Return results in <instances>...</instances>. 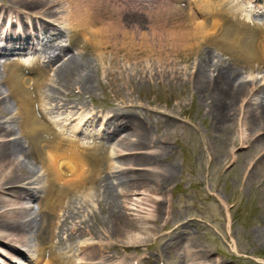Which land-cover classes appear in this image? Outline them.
Masks as SVG:
<instances>
[{
  "label": "bare ground",
  "instance_id": "obj_1",
  "mask_svg": "<svg viewBox=\"0 0 264 264\" xmlns=\"http://www.w3.org/2000/svg\"><path fill=\"white\" fill-rule=\"evenodd\" d=\"M184 1L191 2L0 0V57L5 59L0 62V256L7 260L0 264H17L18 257L29 260L22 264H145L147 251L133 255L129 246L147 243L157 233H152L155 227L144 226L160 220L157 209L166 203L151 199L160 190L152 183L160 178L166 181L173 168L167 171L157 165L168 143L153 133L156 115L136 101L135 83H150L155 77L190 83L191 94L212 98L210 114L221 131L230 117L223 111L225 106L237 116L233 105L249 102L251 92L264 93L258 78L237 77L242 63L251 67L252 62H264V30L260 28L255 42L250 39L253 31L243 26L246 21L240 16L234 20L247 10V1L213 0V14L204 9L208 16L203 22L178 4ZM248 9L260 20L261 9ZM133 11L147 14L148 31L124 23V13L127 17ZM211 17L218 20L212 19L211 24L217 25L213 30L207 21ZM61 39L70 46H58ZM137 42L150 51L173 48L183 62L194 54L198 58L183 67L165 65L160 59L133 61ZM209 45L230 52L232 61L226 62L211 48L206 51ZM70 49L72 53H66ZM120 50L126 52V62L112 55ZM87 51L91 57H84ZM96 73L105 79V84L101 78L97 81L103 90L110 88L129 101L116 98L103 109L88 107L84 99L97 88ZM140 109L145 112L139 113ZM160 113L171 118L167 112ZM248 118L250 129L258 134L255 142L264 151V97L253 102ZM100 119L104 121L97 131ZM57 125L60 130H55ZM69 128L72 134L66 131ZM240 132L241 142L246 143L251 136ZM159 144L158 151L152 149ZM137 166L145 168L133 169ZM127 198L133 202L126 203ZM88 207L92 208L83 214ZM94 222L106 239L93 232ZM128 225L138 231L132 233ZM61 230L68 238L59 236ZM141 232L152 235L142 237ZM85 235L93 241L66 243ZM180 236L160 235L165 242L157 257L166 260L171 255L175 264H220L209 260L208 252L193 239L182 253ZM44 241L50 246H42ZM120 242L128 255L116 256Z\"/></svg>",
  "mask_w": 264,
  "mask_h": 264
},
{
  "label": "rangeland",
  "instance_id": "obj_2",
  "mask_svg": "<svg viewBox=\"0 0 264 264\" xmlns=\"http://www.w3.org/2000/svg\"><path fill=\"white\" fill-rule=\"evenodd\" d=\"M189 1L191 2L185 10L194 11L195 15L192 16H196L198 22H203V19L208 16L207 13H203L204 9L209 13L214 10L212 4L215 1L213 0ZM246 1L244 6L247 10L235 17L240 16V19H245L252 25L251 29L257 31L256 26L253 25L254 18L248 11V6L251 7L254 3ZM159 2L174 4V2L161 0ZM155 6H159V9L163 8L160 5L155 4ZM198 8H201L199 11L203 15H199ZM127 10L131 12L130 8ZM132 13L133 15H127V17H125L126 12L124 13V23L139 26L140 31H148L147 14L136 11ZM212 19L213 21L217 20L211 17L207 21L209 22L208 26L210 25L213 30L217 25L211 24ZM162 23L167 24L164 21ZM250 39L257 42L258 36L255 34ZM209 46L206 51L211 48L215 55L220 53L226 62L232 61L230 52L223 53L219 46ZM77 47L78 45L75 44L73 50L76 51ZM71 51L72 49L66 53L70 52L71 54ZM116 52L117 54L113 52L112 55H116L118 57L116 59L126 62V52L124 50ZM133 53V61L160 59L165 65L175 64L176 67L196 62V58H198L194 54L189 56L186 62H183L182 56H179L173 48L156 47L154 51H150L142 42H137ZM86 56L91 57L92 52L87 51L84 57ZM241 66V74L237 77L239 79L258 78L257 84L264 92V62L262 60L252 62L251 67L242 63ZM95 78L97 80L94 81L97 84L101 77L99 78L96 73ZM100 81L105 84L103 77ZM135 87L134 97L138 104H145L151 114L159 117L158 123L156 117H152V120L154 118L153 133L159 134L162 138L161 141L168 143L156 159L157 165L167 171L173 168V171L166 181L160 178L152 183V187L160 188V190L151 199L156 203L165 200L166 203L164 207L162 205L157 209L160 220L147 223L144 226L155 227L152 233H157L151 237L152 233L143 235L141 232L142 237L150 236V241L147 239V243L144 241L141 242L142 244H129L131 254L135 255L136 252L142 254L144 250H147V255L150 258H145V264H175L173 256L170 255L168 259L162 260L157 257L156 253L160 250L161 244L165 242L160 239V235L174 238L179 233L181 234L179 240L182 253L185 248L188 249V241L193 239L195 245L208 252V259L211 261L214 260L220 264H264V151H261L255 142L258 134L250 129L248 118L250 106L253 102H258L264 97V93L251 92L246 98L249 102L244 100L238 102L240 105H233L238 112L237 116L234 109L230 110V106H225L223 111L230 114V117L227 120L228 126L221 131L214 127L215 120L210 114L213 106L212 98L207 94L205 96L199 95V93L191 94L190 83H170L155 77L150 83L141 82L138 85L135 83ZM182 87L187 91L183 92ZM116 98L129 101L127 96H115L110 88L105 87L103 90L97 84L94 94L92 96L85 95L84 101L88 107L103 109L106 108L108 101H113ZM142 109L138 110L139 113L145 112ZM144 110L146 109L144 108ZM169 110H172L173 113ZM160 112L169 113L171 118H166ZM144 114L141 113L142 116ZM240 131H246L251 136L246 143L241 142L238 136L241 134ZM160 145L152 149L158 151ZM111 159L118 164L117 159L114 157ZM142 168L145 167L137 166L133 169L140 171ZM127 174L130 175V173ZM5 196L9 197L7 194ZM130 196L129 198H134L133 195ZM122 199L125 200L124 197ZM131 199L126 200V203H132ZM91 208L82 210L83 214H86ZM126 212L131 213L132 211L127 210ZM99 216L102 215L99 214ZM128 216L132 218L131 214ZM61 217L62 213L56 217V220ZM168 217L169 221L167 222ZM164 218L165 220H163ZM141 226L143 225L141 224ZM128 227L130 230L132 229V233L138 231L134 225H128ZM92 229H94L93 232L96 230L97 235L105 236L95 222ZM67 234H64L63 230L59 232V236L63 239L68 238ZM115 238H118L117 235ZM122 238L125 239L124 235ZM120 240L122 239L120 238ZM83 241L93 240L89 235H85L66 243L69 246H76ZM123 242L118 244L116 256L129 254L124 251L125 246L123 245L125 244H122ZM43 245L49 247L50 243L44 241ZM57 249V251L61 250ZM18 258L19 262L26 263L24 257ZM0 261L7 260L0 256Z\"/></svg>",
  "mask_w": 264,
  "mask_h": 264
}]
</instances>
